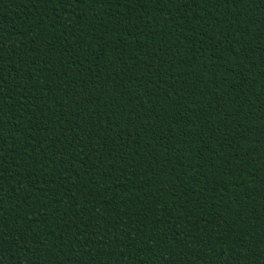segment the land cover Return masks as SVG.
Listing matches in <instances>:
<instances>
[{"label":"trees","instance_id":"1","mask_svg":"<svg viewBox=\"0 0 264 264\" xmlns=\"http://www.w3.org/2000/svg\"><path fill=\"white\" fill-rule=\"evenodd\" d=\"M0 264H264V0H0Z\"/></svg>","mask_w":264,"mask_h":264}]
</instances>
